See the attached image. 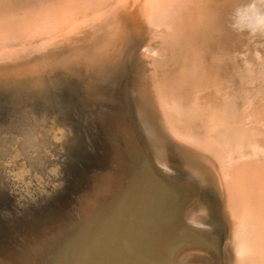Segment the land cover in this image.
<instances>
[{"label": "bare ground", "instance_id": "1", "mask_svg": "<svg viewBox=\"0 0 264 264\" xmlns=\"http://www.w3.org/2000/svg\"><path fill=\"white\" fill-rule=\"evenodd\" d=\"M9 4L0 0L1 13ZM263 4L106 0L32 28L0 17V94L16 99L0 101V264H64L68 242L90 237L77 224L91 222L93 193L109 196L107 183L127 189L136 177L127 149L117 164V146L93 117L119 116L112 104L133 45V138L162 219L143 264H264V48L261 39L249 45L264 32ZM88 35L119 46L69 60ZM231 36L248 51L228 50ZM124 37L135 39L122 47ZM61 52L67 63L56 67ZM56 236L62 243L36 249Z\"/></svg>", "mask_w": 264, "mask_h": 264}, {"label": "water", "instance_id": "2", "mask_svg": "<svg viewBox=\"0 0 264 264\" xmlns=\"http://www.w3.org/2000/svg\"><path fill=\"white\" fill-rule=\"evenodd\" d=\"M9 1V10H5L2 13L0 11V17L18 24L19 28L20 25L32 28L36 23L50 21L52 18L56 19L57 17H60L59 21L69 22L75 15L78 16L83 6L85 9V5L97 6L98 4L100 6L106 2V0ZM52 7H56L58 11L51 10ZM32 18L37 19L32 23L29 21ZM19 28L18 32H20ZM138 50L139 45H133L130 48L127 63L119 79L120 97L117 103L112 104L114 110L120 111L119 116L115 115L114 112L113 115L111 114L112 112L109 114L108 112L93 114L95 119H99L105 133L114 141V146H117L115 148L116 155L119 156L117 164L122 161L123 148L127 149L128 156L131 155L129 157L132 162L138 166V169L135 170L136 177L131 180V184H128L127 189H117V187L112 185V181L111 183L105 181V184L109 185L108 189L105 188L106 190L113 188L108 191L109 196L92 192L95 197L98 196L95 200L98 201L99 199L93 218L91 222L89 221V226L86 223L77 224V229L79 230H84L88 227L90 237L82 234L78 238L79 240L73 239L68 242L67 247L63 251L64 256L63 258L61 257L64 264H143V256L149 249L155 248L158 242L162 219H159L161 212L158 213L159 210H156L157 191L154 187L153 171L133 138V133L136 131V120L129 98V87L134 68V59ZM10 96L9 92L1 93L0 101L10 102L15 100L16 102V99ZM81 106L86 112H92L85 101H81ZM125 126L128 128L129 135H125L123 130ZM129 170L132 171L131 168ZM106 173L107 171H104L103 176L107 179ZM110 173L111 175L120 174L116 169H114L113 173L112 171ZM20 220L23 221L19 217L17 219L18 222L15 221V224L19 226ZM23 223L27 225L28 220L25 219ZM11 229L12 226L5 230ZM82 238L86 240L81 242ZM60 243H62V238L59 236L53 239L45 237L36 249L46 250L52 244ZM24 250H27V247ZM23 251L22 246H18L14 258L17 255L23 259ZM159 256L160 254L156 260ZM48 257L51 259L53 253L49 252V256L46 255V261H49Z\"/></svg>", "mask_w": 264, "mask_h": 264}, {"label": "rangeland", "instance_id": "3", "mask_svg": "<svg viewBox=\"0 0 264 264\" xmlns=\"http://www.w3.org/2000/svg\"><path fill=\"white\" fill-rule=\"evenodd\" d=\"M258 1V3H260V4H263L264 3V0L262 1V0H257ZM264 5V4H263ZM262 34H259L258 35V37H256V38H253L252 37V42H251V40H249V42H251L249 45H253L254 44V46L257 44V42H260L261 40V42L260 43H258L259 45L258 46H260V44L262 43V48H264V32H261ZM233 36H231V37H227L226 38V40H225V38H224V44L226 45L227 43H228V45H226V46H228L227 47V49L228 50H232V48L234 49L233 50V53L235 52V50H236V52L235 53H238V54H242V53H245V51L243 52V50H244V48H245V50H247L246 49V47H247V44H246V46L245 45H243L242 46V48L241 47H237V45H234L233 43V38H232ZM229 38H231V39H229ZM132 39V40H131ZM135 38H127V37H124V39H123V41L122 42H120V46H122L123 47V45H127V44H129V43H131L133 40H134ZM254 39V40H253ZM261 39V40H260ZM228 40H229V42H228ZM83 43L81 44V46H77V47H75L76 48V50H75V48L74 49H72L73 50V52H81L80 54V56H77V57H74V56H72L73 55V52H72V50H70V52H68V58H69V60H76V63H80L81 61L79 60L80 59V57L82 58V61H83V63L85 64V62H84V59H86V56H88V57H97V55L100 53L101 54V56L100 57H102L103 56V54H108V53H110L111 51H114L115 49H116V47L117 46H119V44L117 45V43H119V42H117L116 41V39H114V38H111V39H108V41L107 40H101L100 42L99 41H96L95 39H93L90 35H88V36H86V38H83ZM115 41H116V44H115ZM125 41V42H124ZM227 41V42H226ZM255 41H257V42H255ZM254 42V43H253ZM110 43V44H109ZM84 44V45H83ZM232 44V45H231ZM83 46V47H82ZM87 46V47H86ZM231 46H234V47H232V48H230ZM257 46V45H256ZM82 51H81V50ZM144 49V48H143ZM240 50H241V52H240ZM248 51V50H247ZM83 52V53H82ZM256 52V51H255ZM61 54V56H59V58H58V63H57V66L56 67H60L62 64H64V65H66V63H67V60H65V59H63L62 57H63V52H61L60 53ZM257 54V53H256ZM255 55V54H254ZM255 58H258L257 57V55H255L254 56ZM79 58V59H78ZM84 58V59H83ZM260 59V58H259ZM143 61V59L141 60V62ZM33 64H35V63H33ZM20 65V64H19ZM39 65H43V66H46V67H48L47 65H46V63L44 64V62H40L39 63ZM19 67V66H18ZM15 70V69H14Z\"/></svg>", "mask_w": 264, "mask_h": 264}]
</instances>
